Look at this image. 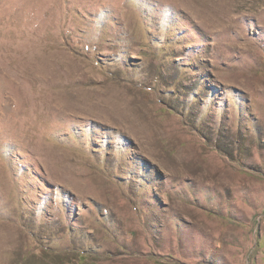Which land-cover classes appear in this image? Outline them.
<instances>
[{
	"label": "rangeland",
	"instance_id": "374dc122",
	"mask_svg": "<svg viewBox=\"0 0 264 264\" xmlns=\"http://www.w3.org/2000/svg\"><path fill=\"white\" fill-rule=\"evenodd\" d=\"M0 264H264V0H0Z\"/></svg>",
	"mask_w": 264,
	"mask_h": 264
},
{
	"label": "trees",
	"instance_id": "16d2710c",
	"mask_svg": "<svg viewBox=\"0 0 264 264\" xmlns=\"http://www.w3.org/2000/svg\"><path fill=\"white\" fill-rule=\"evenodd\" d=\"M258 241H259V240H258ZM79 260L83 261L81 258H80Z\"/></svg>",
	"mask_w": 264,
	"mask_h": 264
}]
</instances>
